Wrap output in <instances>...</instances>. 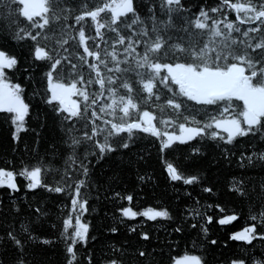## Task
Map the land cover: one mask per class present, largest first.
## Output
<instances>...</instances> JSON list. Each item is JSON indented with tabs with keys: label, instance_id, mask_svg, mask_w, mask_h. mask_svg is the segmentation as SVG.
I'll use <instances>...</instances> for the list:
<instances>
[{
	"label": "snow or ice",
	"instance_id": "snow-or-ice-1",
	"mask_svg": "<svg viewBox=\"0 0 264 264\" xmlns=\"http://www.w3.org/2000/svg\"><path fill=\"white\" fill-rule=\"evenodd\" d=\"M0 115V264H264V0H0ZM151 150L175 211L121 203Z\"/></svg>",
	"mask_w": 264,
	"mask_h": 264
},
{
	"label": "trees",
	"instance_id": "trees-1",
	"mask_svg": "<svg viewBox=\"0 0 264 264\" xmlns=\"http://www.w3.org/2000/svg\"><path fill=\"white\" fill-rule=\"evenodd\" d=\"M28 99L31 100V97H28ZM32 102L34 103L35 101ZM145 147H147V145H145ZM22 149H23V144L21 145V150ZM151 155H152V161L147 171L149 173H152L153 170L155 171L153 182L150 185L145 186L137 182L135 169H133L131 172L125 171L122 177V182L120 183L119 187L120 189L127 188L128 191H134L135 197L130 205L127 201H122L121 203H123L125 206L133 207L134 211H140L142 208L149 206H169L173 211H175L177 202L174 199V193L172 192V189L170 187H167L165 184V178L164 175L161 174V165H159L158 163L155 150H151ZM173 155H178V153H174ZM13 156H16L17 160L19 161L18 154L14 153L12 151V147L10 146L9 125L4 121L3 116L0 115V163L12 159ZM107 175H112V173L107 172ZM225 175L226 173L224 174L217 173V171L213 169L211 182L213 184H216V188L214 189L213 193L210 194L203 193L201 189L197 187L194 190H192L193 196L196 197L197 195H199L201 204L214 203L216 201H220L221 203H226L230 199V197L226 195L227 188L225 187L226 184ZM95 206L97 207V213L93 214L95 218L93 219L92 217H89V219L92 220V223L95 225L97 229H101L105 223L112 222L111 213L113 212V209L111 205L98 204ZM228 207L231 209L232 205L228 204ZM236 208L237 211L241 210L239 205H237ZM245 212H246V208H245ZM53 219H55V216H53ZM142 219H143L142 217H137L135 220L127 221V223L131 225H135L139 223V221ZM233 223L235 227H239L244 223V219L241 218L239 221ZM148 227L155 234L163 237L164 230L162 227H160V225L156 224L155 222H148ZM124 232L125 229L121 228V233L117 234L116 239H121ZM211 234L214 236L216 235L223 236L224 230L220 229L218 225H213L211 226ZM194 236L195 233H193V237ZM150 247H156L155 240L153 245ZM186 248L188 250H191V239L188 240L187 244H185L183 241L180 243L181 252H183ZM234 251H238V248H236L235 246L231 248H221L216 250L214 252V255L217 258V260H219L221 258L222 253L223 255L226 256ZM158 252H159V248L157 247V253ZM164 252H165V256L161 258L158 255L157 259H163L165 264H167L168 249L165 248ZM173 254H176L175 249H173ZM48 257L53 261V264H55V261L58 258L55 248L50 249V251L48 252Z\"/></svg>",
	"mask_w": 264,
	"mask_h": 264
}]
</instances>
